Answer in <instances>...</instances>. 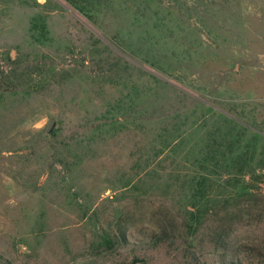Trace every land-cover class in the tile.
I'll use <instances>...</instances> for the list:
<instances>
[{"label":"rangeland","instance_id":"obj_1","mask_svg":"<svg viewBox=\"0 0 264 264\" xmlns=\"http://www.w3.org/2000/svg\"><path fill=\"white\" fill-rule=\"evenodd\" d=\"M99 3L0 0V264H221L226 244L261 264L264 170L200 199L185 151L138 120L173 91L135 67L187 93L182 118L211 113L190 95L264 133V0Z\"/></svg>","mask_w":264,"mask_h":264},{"label":"trees","instance_id":"obj_2","mask_svg":"<svg viewBox=\"0 0 264 264\" xmlns=\"http://www.w3.org/2000/svg\"><path fill=\"white\" fill-rule=\"evenodd\" d=\"M143 1L155 3V0ZM65 2L76 8L86 17H91V14L96 12L94 8L99 3V0H65ZM120 39L117 34L113 36L111 40L113 41L114 48L117 46L116 42H121L125 46L124 41ZM105 50L109 53L113 52L109 45H105ZM126 50L129 51V54L122 49L120 51L127 57L136 58V54L131 48L126 47ZM116 54L118 57L120 56L118 53ZM124 60L122 69L125 75L129 76L128 70L131 69L132 71L134 65L131 62L129 63L128 60ZM20 66L19 64L16 65V69L12 70L10 76L3 80L2 86L13 87L15 81L24 75L23 72L20 74L18 72ZM135 69L155 79L161 87L173 91V105L167 111L160 112V109L156 107V103L159 102L155 100L153 107L143 109L139 113L140 117L138 120L153 119L156 124H159L158 136L168 135L167 138H170L169 142L167 139L165 140L166 149H170L172 152L177 150L185 151L180 163L191 169L190 174L184 176L185 179L188 177L187 182L190 189L193 192L196 190V193H199L200 199H202L205 194L206 182L210 184H214L215 182L223 185L225 182L229 183L232 181L234 187H239L241 191L239 194L244 193L246 186L243 185L241 179L246 175L252 176L258 171L264 170L263 131L248 125L239 118L231 117L228 112L219 113L211 104L200 102V100L189 94L188 97L192 99L191 103L194 107L196 104L200 105L203 110L211 113L198 114L196 108H194L182 118V107L179 104L180 100H182L181 97L187 96V93L167 80H160L140 68L135 67ZM149 94L147 91H140L137 99H139V102H145ZM119 102H121L120 99L116 103L118 107ZM150 109H152V112L149 114ZM128 110L124 114H127ZM146 115L149 117L145 118L147 117ZM215 115L218 116V119ZM206 120H208L207 123H205ZM195 198L193 195L191 206L196 209L201 204V201L195 200ZM189 213L192 214L191 212ZM152 239L157 240V236L152 237ZM224 247L226 248V253L224 252V256L220 260L221 264H243L241 258L238 256L242 253L238 247L234 248L228 244ZM259 260L261 264H264V253L260 255Z\"/></svg>","mask_w":264,"mask_h":264}]
</instances>
